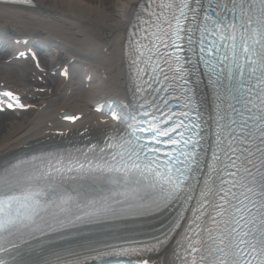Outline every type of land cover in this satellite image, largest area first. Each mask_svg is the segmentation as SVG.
Instances as JSON below:
<instances>
[{"label":"snow or ice","instance_id":"snow-or-ice-1","mask_svg":"<svg viewBox=\"0 0 264 264\" xmlns=\"http://www.w3.org/2000/svg\"><path fill=\"white\" fill-rule=\"evenodd\" d=\"M146 9L129 45L139 118L0 168V264H112L174 234L180 264H264V0ZM26 107L0 91V112ZM154 216V243L134 240L128 221Z\"/></svg>","mask_w":264,"mask_h":264},{"label":"bare ground","instance_id":"bare-ground-1","mask_svg":"<svg viewBox=\"0 0 264 264\" xmlns=\"http://www.w3.org/2000/svg\"><path fill=\"white\" fill-rule=\"evenodd\" d=\"M34 1V10L0 7V32L29 38L42 49L45 62L40 74L28 63L0 59V84L21 90L34 108L31 118L13 113L0 119V158L59 129L61 112L83 115L77 130H97L103 123L89 108L121 98L125 87L123 49L141 0ZM61 63L87 74L64 83L57 68Z\"/></svg>","mask_w":264,"mask_h":264},{"label":"rangeland","instance_id":"rangeland-1","mask_svg":"<svg viewBox=\"0 0 264 264\" xmlns=\"http://www.w3.org/2000/svg\"><path fill=\"white\" fill-rule=\"evenodd\" d=\"M33 116V113H26V114H22L20 115L21 119H26V118H31ZM10 117L9 115L8 116H0V119H3V118H8Z\"/></svg>","mask_w":264,"mask_h":264}]
</instances>
